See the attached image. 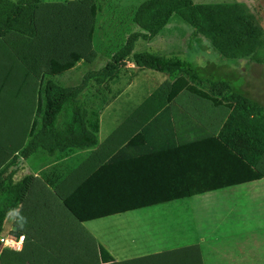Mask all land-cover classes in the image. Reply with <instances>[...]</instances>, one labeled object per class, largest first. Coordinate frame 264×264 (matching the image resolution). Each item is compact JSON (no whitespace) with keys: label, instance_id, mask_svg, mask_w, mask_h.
<instances>
[{"label":"trees","instance_id":"obj_1","mask_svg":"<svg viewBox=\"0 0 264 264\" xmlns=\"http://www.w3.org/2000/svg\"><path fill=\"white\" fill-rule=\"evenodd\" d=\"M40 4L42 0H0V39L37 37ZM173 14L192 27V39H206L221 61L198 65L176 54L134 51L137 41H150ZM133 22L138 30L127 35L123 45L101 68L85 72L79 83L64 86L47 78L41 88L34 118L26 105L21 111H10L17 120L9 119L7 123L0 119V236L23 234L25 238L20 251L1 248L0 243L2 264L21 258L32 262L40 259L46 264L38 252L40 238L36 232L42 226L38 225V220L30 221L34 233L27 243L25 228L24 232L6 230L8 217L21 210L31 189L37 196L35 205L41 201L49 205L43 212L53 216L59 214L54 213L59 210L76 221L86 222L256 179L264 172V166L259 167L264 163V102L251 97L234 82L233 68L220 71L223 64L230 67L232 63L238 65L241 60L264 65V28L246 5L143 0L133 13ZM128 60L139 68L166 75L171 80L173 93L186 90L215 107L225 106L228 114L216 135L207 136L199 145L178 143L170 108L164 107L124 144L106 146L109 152H113L100 159L98 168L78 183L68 174L71 165L68 161L73 162L74 157L64 163V159L57 161L59 163L43 172L39 179H33L29 172L16 178L25 160L38 150L54 157L72 150L101 149L98 120L89 119L80 95L91 81L102 84L116 77ZM29 124L27 142L18 153L12 151L9 156V150L15 149L26 132L22 128ZM45 191L51 197L46 196ZM54 203L58 208L52 210ZM39 219L45 222L46 216ZM32 240L34 244L30 242L33 245L29 246ZM27 247L31 248L27 250ZM99 251L102 262L114 260L102 246ZM175 252L181 256L183 250Z\"/></svg>","mask_w":264,"mask_h":264},{"label":"rangeland","instance_id":"obj_2","mask_svg":"<svg viewBox=\"0 0 264 264\" xmlns=\"http://www.w3.org/2000/svg\"><path fill=\"white\" fill-rule=\"evenodd\" d=\"M142 1L42 0L38 10L39 35L37 37L30 39L23 36V39H17L18 41L0 39V119H4L7 123L9 119L17 120L10 111L12 112V109L21 111V107L26 105L30 108L31 118H34L41 88L47 78H51L61 85L69 86L79 83L85 72L101 68L111 58L112 53L123 45L127 35L138 30L133 22V13ZM193 1L197 3L235 2L245 4L249 12L264 28V0ZM191 32L192 27L179 15L173 14L163 29L150 41H137L134 51H149L159 55L176 54L198 65H206L209 61L220 62V55L209 47L207 40L202 37L192 39ZM229 68L235 70L234 82L236 81L251 97L264 102L263 64L247 63L245 60H241L238 65L232 63L230 67L223 64L220 71L225 72ZM80 96L88 111L89 119L91 121L97 119L100 124L98 132L100 141H105V138L112 132V124L127 123L124 126L129 124L127 131L114 141L112 140L110 147H119L124 144L127 138L140 130L138 129L140 125H136L127 118L130 113L145 105H149L147 110L143 111L148 114L145 118L147 120L162 108L173 107L174 103L179 107L176 118L185 115L195 126L205 124L206 126L201 128L207 127L211 134L216 132L228 114V109L225 106L215 107L209 101L191 95L186 90L173 93L171 80L166 75L151 69L139 68L129 60L116 77L102 84L91 81ZM177 102L179 104H176ZM18 120L23 121L22 119ZM29 128L30 124L22 128L26 132L15 145V149L9 147L11 148L9 156L12 155V151L18 153L25 145L29 138ZM76 151L78 150L51 157L46 152L38 150L25 160L23 167L15 177L18 178L29 172L34 177L33 179H39L43 172L59 163L57 161H60L62 157H70ZM75 159L71 162L72 164L78 162V159ZM47 192L45 191V193ZM46 196L51 197V194L47 193ZM36 199L37 196L33 189L28 191L21 210L11 214L6 221V230L8 231H23V228L28 231V235L25 234L26 243L34 233L33 227L30 228V221L38 220V225L43 226L47 221L44 222V219H39V217L46 216L48 218L50 216V213L43 212L47 207L49 208V205L46 206L42 203L43 201L39 205H35ZM53 205L55 207H51L52 210L58 208L56 203ZM162 206H166V204L160 205V207ZM150 211L152 210H133L127 214L121 213V216L111 215L98 218L88 225L89 228L94 227L100 237L104 236L115 240L116 237L119 239V234L123 232L117 227L118 224H121L117 223L119 217L121 219L122 217L130 218L126 224L129 226V234L132 235V238H127L128 233L123 232V236L126 234L123 241L126 242V246L129 243L132 248L136 241V238H133V234L135 235L133 217L137 214H150ZM54 213H61L66 220V212L55 210ZM151 214L155 218V214ZM66 226V229H63L64 232L69 230L71 233L69 225ZM40 232L41 235L38 232L37 235L42 240L48 241L46 232ZM31 238L34 239V237ZM50 247H56V245H50ZM44 261L48 262L46 259H43ZM0 264H2L1 261ZM3 264H29V260L14 259L12 262Z\"/></svg>","mask_w":264,"mask_h":264},{"label":"crops","instance_id":"obj_3","mask_svg":"<svg viewBox=\"0 0 264 264\" xmlns=\"http://www.w3.org/2000/svg\"><path fill=\"white\" fill-rule=\"evenodd\" d=\"M172 105L169 108L178 143L192 142L199 145L207 136L216 135L218 129L211 134L207 127L201 128L205 124L195 126L185 115L176 118L179 107L174 103ZM148 106L137 108L127 118L140 125L138 129L157 113L146 120L148 114L143 111ZM126 124H112V130L109 128L112 132H109L105 141L99 140L101 149L78 150L70 157L61 158L66 160L76 156L74 159H78L74 164L68 161L71 163L68 174L72 175L75 182L87 178L98 168L100 159L113 152H109L106 146H110L127 131L129 124L124 126ZM97 149L99 152H96ZM64 166L65 164L62 165ZM262 166L264 163L259 165ZM261 173L256 179L134 209L152 211L150 214L134 215L133 238L136 241L132 248L123 241L126 236H123V232L128 233L127 238H132L126 224L130 218L119 217L117 223L121 224L117 227L123 232L119 234V239L116 237L115 240H110L108 237H100L94 227L89 228L88 224L93 220L79 222L67 213L66 220L61 213L48 216L40 231L46 232L49 242L37 235L40 238V258H45L48 261L46 264H264V172ZM163 204L166 206L160 207ZM131 211L133 210L122 213ZM151 213L155 214V218ZM114 215L121 216V213ZM66 225L71 228V233L69 230L64 232ZM40 231L37 232L41 235ZM30 242L34 244V240ZM33 244L30 243L29 246ZM100 246L112 256L113 261L102 262L99 259ZM180 249L183 250L181 256L175 252ZM31 263L42 264L40 259L36 262L30 260L29 264Z\"/></svg>","mask_w":264,"mask_h":264},{"label":"built area","instance_id":"obj_4","mask_svg":"<svg viewBox=\"0 0 264 264\" xmlns=\"http://www.w3.org/2000/svg\"><path fill=\"white\" fill-rule=\"evenodd\" d=\"M1 248L11 249L14 251H20L24 244V235L19 236L12 235L10 233H5L0 236Z\"/></svg>","mask_w":264,"mask_h":264}]
</instances>
